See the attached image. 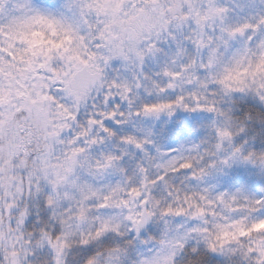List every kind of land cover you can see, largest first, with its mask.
<instances>
[{
  "label": "snow or ice",
  "instance_id": "1",
  "mask_svg": "<svg viewBox=\"0 0 264 264\" xmlns=\"http://www.w3.org/2000/svg\"><path fill=\"white\" fill-rule=\"evenodd\" d=\"M0 264H264V0H0Z\"/></svg>",
  "mask_w": 264,
  "mask_h": 264
},
{
  "label": "trees",
  "instance_id": "2",
  "mask_svg": "<svg viewBox=\"0 0 264 264\" xmlns=\"http://www.w3.org/2000/svg\"><path fill=\"white\" fill-rule=\"evenodd\" d=\"M164 118H162L163 120ZM193 121L195 122H200V117L197 116H193V117H188L186 114H182V113H178L177 117L175 118V120H173L172 122L168 123L165 125V128L163 131L160 130V125L162 123V121H158L156 122L154 131L158 134H162L164 136L161 135H156L157 138H159V144H163L164 142H168L167 144H172L175 143L177 140H179L181 137H183L185 134H188L191 132V128L193 126ZM141 125H137V127H140ZM145 127H152L151 124H147L144 125ZM180 129V134L178 135L176 130ZM200 133H196V132H191L190 137L192 136H196V140H198ZM167 138V139H166ZM170 141H169V140ZM110 147V146H109ZM139 159V158H138ZM132 167V166H129ZM251 171L248 172V175L255 178L256 182L259 183L257 177L254 174H250ZM242 175H245L244 173ZM241 175L235 176V177H239ZM235 177H233L232 179L235 180ZM248 177V176H247ZM179 183V181H178ZM183 186V185H182Z\"/></svg>",
  "mask_w": 264,
  "mask_h": 264
},
{
  "label": "rangeland",
  "instance_id": "3",
  "mask_svg": "<svg viewBox=\"0 0 264 264\" xmlns=\"http://www.w3.org/2000/svg\"><path fill=\"white\" fill-rule=\"evenodd\" d=\"M161 135V134H158ZM157 135V136H158ZM157 136L155 137V139L157 140V142L159 143V138H157ZM196 136H192L190 137V139L192 140V142H196ZM183 137H181L180 139H182ZM178 142V140L175 143L172 144H159L161 147H166V146H171V145H175ZM129 151L131 152V149H129ZM140 158V154L139 153H135V155L131 156V158L126 157L125 158V166H127L129 168V171H131V167L129 166H133L135 161ZM251 171L249 169L243 168V167H237L234 166L232 170L228 171V174L226 176H220L218 174H214L213 176L207 178V183H216L217 181L220 182L221 187L224 186H229V185H233V184H239V183H247V184H252V185H256L258 182H256V179L249 176L248 172ZM245 175H242V174ZM241 175L239 177H235ZM248 176V177H247ZM235 177V180H233L232 178ZM118 176H106L105 179L103 181H101V183H105L108 181H112L115 182L116 179H118ZM175 183H178L177 181H174Z\"/></svg>",
  "mask_w": 264,
  "mask_h": 264
}]
</instances>
